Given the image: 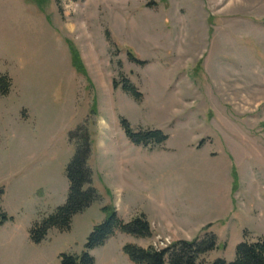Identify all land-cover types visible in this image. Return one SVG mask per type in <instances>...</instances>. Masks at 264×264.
<instances>
[{"label": "rangeland", "instance_id": "374dc122", "mask_svg": "<svg viewBox=\"0 0 264 264\" xmlns=\"http://www.w3.org/2000/svg\"><path fill=\"white\" fill-rule=\"evenodd\" d=\"M1 75L0 238L62 264L114 210L124 222L144 214L152 233L115 230L93 264H138L126 244L206 230L218 246L201 260L230 262L241 241L264 237V0H0ZM123 118L168 138L135 143ZM83 135L98 196L35 242L32 226L67 200Z\"/></svg>", "mask_w": 264, "mask_h": 264}, {"label": "trees", "instance_id": "16d2710c", "mask_svg": "<svg viewBox=\"0 0 264 264\" xmlns=\"http://www.w3.org/2000/svg\"><path fill=\"white\" fill-rule=\"evenodd\" d=\"M114 86H118L116 80H114ZM123 86L140 99V92L128 80ZM10 88V78L7 75H1L0 94H7ZM122 123L125 126L127 136L138 144L156 147L161 146L168 138V135L160 129L134 132L126 119L123 118ZM90 152L89 137L83 135L77 143L73 158L67 165L66 172L69 180L67 200L53 214L32 226L30 232L35 242H41L51 228L68 229L74 215L96 200L98 194L96 189L91 186L93 172L88 164ZM2 195L3 189H0V200ZM9 218L8 214L0 207V224L5 223ZM117 229H122L137 237H147L152 233L151 224L144 214L136 216L129 222H124L114 210L105 221L97 225L90 233L86 250L83 251L82 255L62 254V264H93L94 256L90 250L102 245L106 239L115 234ZM217 246L216 235L206 230L192 239H180L160 249L154 246L144 248L128 243L124 246V250L138 264H264V237L241 241L237 246L236 258L233 261L229 262L224 258H217L213 262L207 263L201 260L205 254L216 249Z\"/></svg>", "mask_w": 264, "mask_h": 264}, {"label": "crops", "instance_id": "0c3cea01", "mask_svg": "<svg viewBox=\"0 0 264 264\" xmlns=\"http://www.w3.org/2000/svg\"><path fill=\"white\" fill-rule=\"evenodd\" d=\"M169 219V215L164 214L160 219L162 224L160 226L167 228ZM39 247L35 244L13 241L10 237H2L0 238V264H48L49 254L44 253Z\"/></svg>", "mask_w": 264, "mask_h": 264}]
</instances>
